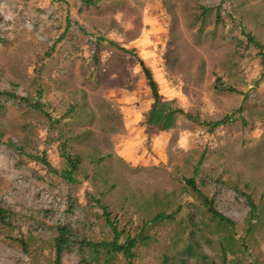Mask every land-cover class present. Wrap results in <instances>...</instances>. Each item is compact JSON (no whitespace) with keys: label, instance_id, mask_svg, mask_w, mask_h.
I'll list each match as a JSON object with an SVG mask.
<instances>
[{"label":"rangeland","instance_id":"374dc122","mask_svg":"<svg viewBox=\"0 0 264 264\" xmlns=\"http://www.w3.org/2000/svg\"><path fill=\"white\" fill-rule=\"evenodd\" d=\"M243 31L264 46V0H0V91L32 97L42 88L53 120L0 97V204L15 213L13 227L0 226V264H50L57 224L108 238L86 193L102 192L132 235L161 210L198 204L182 179L200 161L197 185L236 222V235L210 223L202 253L220 263L224 247L228 264H264V77L258 50L241 43ZM141 63L163 101L205 122L239 117L242 108L245 124L209 131L179 117L169 132L149 127L154 99ZM62 142L82 159L76 185L29 157L44 154L61 172ZM244 194L258 207L246 250ZM185 210L145 229L151 239L138 247L135 264H159L188 245ZM64 262L76 264L74 254Z\"/></svg>","mask_w":264,"mask_h":264},{"label":"trees","instance_id":"16d2710c","mask_svg":"<svg viewBox=\"0 0 264 264\" xmlns=\"http://www.w3.org/2000/svg\"><path fill=\"white\" fill-rule=\"evenodd\" d=\"M101 0H81V2L87 6H94ZM218 10V9H217ZM208 11V10H207ZM206 11V13H207ZM219 20V19H217ZM245 40L241 42L245 48L253 46L258 50V56L261 60L263 68L262 77H264V46L257 40L254 34L250 32H242ZM127 53L130 51L125 50ZM143 73L148 81V86L151 91V95L154 99L153 107L149 113L147 125L149 127L156 128L159 132H169L176 127L179 117H185L188 120L195 122L203 127L208 128L209 131H214L219 127L232 124L236 121H240L242 125L245 124V119L241 116L242 108L237 110L240 114L239 117H234V113L226 115L225 117L212 121H201L198 117L185 113L181 108L176 106L172 101H163L159 95L157 84L153 80L149 70L141 63ZM220 91H225L222 85L218 88ZM231 92H236L233 88H227ZM43 95V89L38 87L35 96H19L10 92L0 91V97H6L15 100L19 103H23L26 107L34 112H39L49 121L52 125L53 120L44 109V104L41 101ZM10 147H13L16 151L22 152V149L16 147L11 142H8ZM60 151L62 158L65 162V167L61 172L53 169L49 162L46 160L45 155H29L32 160L38 161L45 165L51 172L59 175L64 181L69 184L76 185L80 183L76 179V174L80 168L82 159L79 155H73L67 150L65 142L60 144ZM201 165V161L195 167L193 175L191 177H184L183 183L185 185L184 191L192 193L198 204L187 203L186 205H178L170 213L165 210L159 211L150 220L142 221V228L136 234L132 235L128 231L121 229L118 224V220L112 217V212L109 206L103 203L102 192L99 194L86 193V197L94 207L100 211L98 219H102L104 226L107 227L109 237L96 239L93 235L81 233L77 229L73 228L70 224H57L50 226V242L52 247L53 260L50 264H65L64 256L66 254H74L76 258V264H112V261L119 258L124 264H135L137 258L138 247L151 238L146 234L145 229L150 225L162 224L167 221H175L183 209H186L187 220L189 226L188 232V245L179 253L174 256H168L166 254L161 255L159 264H228L227 253L225 248L221 249L220 263L212 261L209 256L203 254L200 247V240L204 239V231L210 223H217L220 226L227 227L233 235H236V222L225 214L220 212L215 203V198L206 195L197 185L198 168ZM201 183H204L202 180ZM246 204L249 208L248 220H247V233L240 238L241 245L245 247V241L247 237L252 233L254 225L258 220L257 205L252 199L251 195L244 194ZM15 213L13 210L0 204V226L4 228L13 227ZM21 250L24 254H30L29 244L25 239L18 240ZM207 245L210 243L205 240ZM246 250V247L244 248Z\"/></svg>","mask_w":264,"mask_h":264}]
</instances>
